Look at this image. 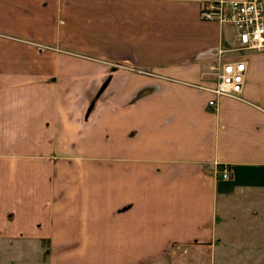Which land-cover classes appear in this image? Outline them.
<instances>
[{
	"label": "crops",
	"instance_id": "0c3cea01",
	"mask_svg": "<svg viewBox=\"0 0 264 264\" xmlns=\"http://www.w3.org/2000/svg\"><path fill=\"white\" fill-rule=\"evenodd\" d=\"M203 1L0 0V264H146L264 207V51L219 55ZM219 57L239 98L207 90ZM51 75L105 81L90 122Z\"/></svg>",
	"mask_w": 264,
	"mask_h": 264
},
{
	"label": "rangeland",
	"instance_id": "374dc122",
	"mask_svg": "<svg viewBox=\"0 0 264 264\" xmlns=\"http://www.w3.org/2000/svg\"><path fill=\"white\" fill-rule=\"evenodd\" d=\"M239 53L241 54L243 52L240 51ZM48 81L52 85L55 84V91H58V89H64L65 93L77 91V96H80L79 88L81 85H83V89L81 90L82 92L84 91V94H86V96L84 98L79 97V99L77 100L78 105L82 106V115L80 117V122H90L89 115L93 110L95 101L104 91L105 81L99 83H72L70 81H59L57 80L56 76L53 75L48 78ZM211 87H208L207 90L209 91V88ZM239 97L240 96H238V98ZM208 101L206 102V105L211 108L216 107L214 100V105H209ZM220 164L225 163H215V173L216 167ZM228 179L229 178L221 180ZM253 214L254 219L249 220V223L243 222L246 225L224 228L228 229V233H226L227 235L225 237H223L221 233V235H218L216 239H214V241L209 243H193L186 247H174L173 250L166 253L163 257L153 262H147L146 264H264V207L260 206V208ZM7 246L8 245L3 246L4 252ZM7 250L10 251V247H7Z\"/></svg>",
	"mask_w": 264,
	"mask_h": 264
},
{
	"label": "built area",
	"instance_id": "2783aa9c",
	"mask_svg": "<svg viewBox=\"0 0 264 264\" xmlns=\"http://www.w3.org/2000/svg\"><path fill=\"white\" fill-rule=\"evenodd\" d=\"M203 20L215 21L233 27L236 31V46L219 49L223 52L264 51V0H206L198 11ZM211 68L216 73V82L209 91L216 96L238 97L244 80L245 60L219 57ZM209 105H214L209 99ZM221 179L229 178V168L220 164L215 169Z\"/></svg>",
	"mask_w": 264,
	"mask_h": 264
}]
</instances>
